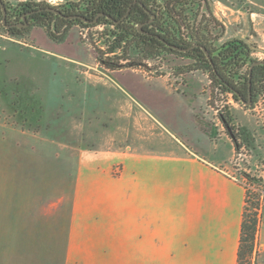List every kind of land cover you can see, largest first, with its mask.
<instances>
[{"label": "rangeland", "instance_id": "374dc122", "mask_svg": "<svg viewBox=\"0 0 264 264\" xmlns=\"http://www.w3.org/2000/svg\"><path fill=\"white\" fill-rule=\"evenodd\" d=\"M79 1L3 0L11 13L23 2L57 7ZM191 10L189 23L196 6ZM198 14V20L204 15L198 28L209 24L207 39L213 46L237 39L248 45L253 60L264 61L258 34L264 0H200ZM113 30L108 24H74L55 41L45 27L13 36L0 24V163H57L62 195L70 173L66 167L75 165L80 151H167L178 142L210 144L219 158H230L229 174L247 196L261 198L264 91L247 106L214 85L208 69L181 55L107 54L105 34ZM239 74L242 84L246 69ZM220 116L229 120L233 139ZM253 254L254 246L250 264Z\"/></svg>", "mask_w": 264, "mask_h": 264}, {"label": "crops", "instance_id": "0c3cea01", "mask_svg": "<svg viewBox=\"0 0 264 264\" xmlns=\"http://www.w3.org/2000/svg\"><path fill=\"white\" fill-rule=\"evenodd\" d=\"M178 144L80 151L62 195L57 163H0V264H237L246 191L230 158ZM262 194L254 264H264Z\"/></svg>", "mask_w": 264, "mask_h": 264}, {"label": "trees", "instance_id": "16d2710c", "mask_svg": "<svg viewBox=\"0 0 264 264\" xmlns=\"http://www.w3.org/2000/svg\"><path fill=\"white\" fill-rule=\"evenodd\" d=\"M91 3H97L98 5H86L88 10L94 15L99 12H107L110 15L118 14L120 16L121 11L125 10L128 5H99L102 2L106 3H121L126 0H85ZM155 4L153 0H150ZM203 1V0H202ZM4 4L7 13L9 11L6 4ZM163 5H159L163 9L161 13V22H158L155 25H152V28L158 35H160L164 40L169 43L178 45L176 41L179 39V34L181 30H187L188 17L186 15L187 11H192L193 6L199 7L200 0H162ZM196 4V5H193ZM49 7L48 5L35 4L31 2H23L18 4L20 9H32L39 7ZM135 15H139L141 9L139 6H136L133 9ZM38 18V23L41 27H46L45 22L51 21L52 13L44 12L36 15ZM45 18V19H44ZM0 24L2 26V11L0 7ZM105 24L103 22L98 23L97 25ZM94 25V26H97ZM108 25H112L108 23ZM92 26V27H94ZM66 34V33H65ZM64 34V35H65ZM63 35V36H64ZM106 41V52L110 55H115L116 51H120L122 58L132 57V58H150L161 53L177 54L171 49H165L162 43L158 42L155 39H150L146 36L140 35L134 25H122L114 28L113 31L105 34ZM55 41L57 39L51 37ZM63 38V37H61ZM60 38V39H61ZM59 40V39H58ZM220 62L222 66L221 69L218 68V76L216 77L212 72L210 67L207 65V62L203 60V55L201 57V64L204 68L210 71L212 82L214 85L220 88V90L232 94L233 98L236 101L238 100L237 92L243 90L244 92L248 89L249 84V74L248 67L255 62L251 56L250 49L248 45L240 40H234L224 44L220 48ZM201 54V50H197ZM245 68L246 74L243 78V83L240 84L241 77L239 76L240 71ZM264 77V66H256L252 72V83L254 84L255 80L258 78ZM260 90L264 91V85L260 87ZM220 121L223 127L226 129L227 133L233 139V136L229 132V120L225 117L220 116ZM260 196L259 195H248L246 194L245 207L243 209L242 215V224H241V237L238 249V260L237 264H250V257L252 255L255 235L258 224V215L260 209Z\"/></svg>", "mask_w": 264, "mask_h": 264}, {"label": "flooded vegetation", "instance_id": "af4514ba", "mask_svg": "<svg viewBox=\"0 0 264 264\" xmlns=\"http://www.w3.org/2000/svg\"><path fill=\"white\" fill-rule=\"evenodd\" d=\"M57 7H39L32 9H20L11 13L8 11L6 15V25L2 24V28L9 34L13 36L20 35L23 32L28 31L33 26H40L38 23V18L36 15L39 13L49 12L52 13L51 21L45 22L47 29L49 30V36L55 39H60L65 33H67L70 25H81L83 27H92L98 23L112 24L114 28L122 25H134L137 32L140 35L146 36L150 39H155L158 42L162 43L165 49H171L178 53V55L183 56L184 58L190 60L192 63L201 64V57L203 55V60L207 62V65L210 67L211 72L218 76V68L221 69L220 62V48L231 41L237 39L226 40L223 43L213 46L212 43L207 39L208 30L207 26L203 29H199L198 26L202 25V20H204V15H201V19L198 20V7L193 15L191 23L188 22L189 28L187 30H181L179 34V39L176 41L178 45L169 43L164 40L160 35L157 34L152 28V25L161 22V13L163 9L159 5L152 3L150 0H126L121 3H106L102 2L99 5H128V7L121 11L120 16L110 15L107 12H99L97 14H92L88 10L86 5H98L97 3H91L85 0H81L77 3L64 2L57 4ZM163 5V4H161ZM139 6L141 12L139 15H135L133 9ZM49 9L56 10L57 13L50 11ZM7 11V10H6ZM45 19V18H44ZM198 20V21H197ZM219 40V39H218ZM205 48V50L203 49ZM201 50L203 54L198 52ZM207 52V54H206ZM256 67V66H255ZM254 67V68H255ZM253 68V69H254ZM252 69V72H253ZM250 66L248 67L249 74ZM252 74L251 79L249 80L247 91L240 90L237 92V97L240 102L243 104L253 105L255 103L260 87L264 85V77L258 78V80L252 83Z\"/></svg>", "mask_w": 264, "mask_h": 264}, {"label": "water", "instance_id": "95a60500", "mask_svg": "<svg viewBox=\"0 0 264 264\" xmlns=\"http://www.w3.org/2000/svg\"><path fill=\"white\" fill-rule=\"evenodd\" d=\"M0 7H1V11H2V24L3 25H6V15H7V11H6V8H5L4 4L1 2V0H0ZM49 10L57 13L56 10H54V9H49ZM203 49L205 50V48H203ZM206 54H207V52H206ZM255 66H264V61H255V62H253L250 65L249 80L251 79L252 69ZM245 105L250 106V104H248V103L245 104Z\"/></svg>", "mask_w": 264, "mask_h": 264}]
</instances>
